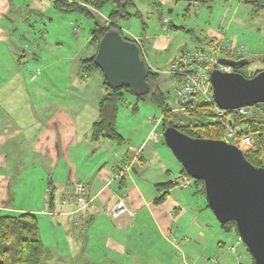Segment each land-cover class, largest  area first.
I'll use <instances>...</instances> for the list:
<instances>
[{
  "label": "rangeland",
  "instance_id": "obj_1",
  "mask_svg": "<svg viewBox=\"0 0 264 264\" xmlns=\"http://www.w3.org/2000/svg\"><path fill=\"white\" fill-rule=\"evenodd\" d=\"M134 1L136 6L133 11H139V13L131 15L127 19H120L117 24L122 28L124 34L129 35L132 39L135 37L140 39L145 60L160 72L159 85L168 95L167 102L169 104L175 106L178 85L169 72L171 62L167 68L166 61L174 53L180 51L181 47L185 49L200 47L214 51L207 39H204V34L217 33L222 38L225 36V39L220 41L221 45L230 46L232 44V50H235V46H241L245 56L251 59L250 63L242 68L244 71L264 69L262 59L264 55V0H211L205 4L198 2L190 4L186 0ZM113 7L112 2L106 3L94 17L81 12H59L53 7L52 0H14L9 16L17 18V21L14 24L9 23L7 40L0 42V78H5L4 81H7L13 74L11 83L8 81L9 87H14L22 82V85L19 84L22 89H14V92H26L29 95L19 100L20 102L14 107V110L18 114L21 113V108H28V112L23 116L27 119L31 118L30 121H34L38 114L40 117H47L46 111L49 105L55 107L58 102L64 104L70 111H74V107L78 108L75 113L83 127L78 130V144L75 152L72 147L71 157L73 161L76 158L78 178L80 175L84 180H89L101 167L110 170L113 162L121 157L119 153L128 149L130 143L139 147L146 131L153 126L159 136V142L154 143L155 141L151 137L147 143L145 142L146 144L143 143L135 151L139 153L143 149L144 160L141 163L139 157L134 155L132 159H135V162L131 164L126 178L130 179L129 175L132 174L135 180L148 181L151 192L157 193L153 187L154 182L173 180L180 176L179 171L182 168L181 162L165 143L161 123L163 113L158 105L139 100L136 95L126 92L124 100L119 104L116 118V129L126 139L121 143L115 140L90 142L91 123L98 119V102L105 92V87L100 71H94L88 76L82 72L81 59L95 53L96 47L91 43V30L97 21L110 22L107 16ZM165 18L168 19L167 24L164 23ZM228 20L231 21L230 29L227 27ZM158 34H163L171 39L169 50L156 51L153 49L152 38ZM215 53L218 58L225 57L221 50H217ZM255 53H259V55L255 56ZM226 57L230 58V56ZM16 59L23 60L21 61L22 65L17 64ZM34 85L40 87L39 95L34 94V88H32ZM179 110L181 111L182 108ZM247 115L264 120V107H247ZM150 118L156 119L157 124L151 122ZM34 132L36 130L32 131V134ZM253 141L255 138L252 139ZM144 145L145 147L142 148ZM130 154L133 155L132 151ZM122 164L113 168V172L121 168ZM34 171L36 172H34V179L32 178L33 182L31 177L26 174L21 189L26 188L24 185L30 186L31 183H34L37 196H34L32 200L29 199L28 205L40 208L44 201H37V199L41 193L42 183H44L45 189L46 179L41 180L39 177L42 171L39 169H34ZM113 181L118 183V181ZM191 184L192 181L188 188L175 187L173 189V194L179 192L183 195L185 203L182 205L183 212L173 216L175 222L173 228L177 231L174 232L173 242L178 248L170 245L161 236V239L153 238L152 241H149L151 234L142 232L139 242L135 243L138 244L137 249L134 250L139 253L155 255L157 248L159 255L162 248H167V252L164 255L161 254L162 256L156 260L160 264H176L182 256V247L190 245V243L196 245L202 230L196 225L194 227L190 223L187 224V222H190L194 215H197L201 221L212 220V216L213 218L216 216L211 208H205L203 203H200L201 207L196 211L192 208V205L195 206L199 203V197L192 198L196 187ZM113 186H115L114 183ZM197 194L201 193L197 192ZM19 197V204H25L28 198L22 195ZM89 198L92 200L90 194ZM200 198L205 204H208L205 195ZM14 200L16 201L15 197L12 204H14ZM64 203L73 205L72 214H83L86 208L74 200L64 199ZM104 208L107 209L106 206ZM189 209L192 212L195 211L194 215ZM44 214L40 211L36 213L42 240L45 246L49 247L54 240L50 229L57 218V213L55 215L47 208ZM84 223L85 219L82 220L79 216L77 223H74L73 220L72 225L78 228L82 227ZM177 227L181 231H178ZM150 232H152V227ZM220 239L221 246L217 250H208L207 256L211 255V257L217 258V262L209 264L252 263V255L244 242L239 241V235L234 228L229 231L222 228ZM98 243V241L95 243L97 248H99ZM231 245L237 246L236 252L230 250ZM203 260L204 256L202 255L196 259L195 264H208Z\"/></svg>",
  "mask_w": 264,
  "mask_h": 264
},
{
  "label": "crops",
  "instance_id": "obj_2",
  "mask_svg": "<svg viewBox=\"0 0 264 264\" xmlns=\"http://www.w3.org/2000/svg\"><path fill=\"white\" fill-rule=\"evenodd\" d=\"M11 7L12 4L9 0H0L1 43L7 40V27L9 23L13 22V18L9 16ZM230 22L228 20V29L231 28ZM204 35V39L207 41L213 38L218 44H221L220 41L225 39V36L222 38L217 33ZM151 45L156 51H166L170 49L171 39L163 34H158L152 38ZM178 52L167 59V68ZM240 55H245V53L242 52ZM152 68L154 69V67ZM12 78L13 74L7 81H4L5 78H0V214L23 211H31L35 214L40 211L44 214L47 208L49 212L57 213V218L50 229L54 240L49 247H46L47 254L42 264H160L157 260L167 252V248L161 249L162 255L157 254V248L156 254L150 255L134 250L138 245L135 243L139 242L143 232L151 234L149 241L161 236L170 245L178 248L173 242L174 232H177L173 228L175 223L173 216L183 212L184 197L179 192L173 194V189L181 187L175 185L170 189L167 198L157 203L156 198L160 195L155 187L157 182L153 184L156 193L151 192L148 181L135 180L132 174L129 175L130 179L115 180L118 183L112 180L113 168H117L118 165L127 161L135 162V159H132L135 151L151 138L153 126L146 131L139 147L130 143L128 149L119 153L121 157L116 160L117 162H113L110 170L101 167L89 180L82 179L80 175L78 178L76 158L73 161L71 157L72 147L75 152L78 144V130L83 127L75 113L78 108L74 107V111H70L64 104L58 102L55 107L49 105L46 111L47 117H40L38 114L34 121H30L31 118L27 119L23 116L28 112V108H21V113L18 114L14 110V107L20 102L19 100L23 97L26 98L29 93L14 92V89H22V82H19L20 86L17 84L14 87H9ZM32 88H34L35 95L40 94V87L34 85ZM35 130L36 132L32 134V131ZM102 140L110 139H101L95 142ZM154 141V143L159 142L158 139H154ZM90 142L94 141L90 139ZM144 147L145 145L142 148ZM131 151L133 155L130 154ZM142 152L143 149L137 156L141 163L144 160ZM34 169L42 171L39 176L41 180L46 179L45 189L44 183H42L41 193L37 199V201H44L40 208L28 205L29 199L32 200L34 196H37L34 183H31L30 186L24 185L26 188L21 189L26 174L31 177L33 182L34 172H36ZM36 177L38 178V175ZM48 178L53 179L56 187L54 206L51 209L49 208ZM77 181L83 182L87 186L88 194L92 196V200L90 198L91 201L85 208V214H72L73 205L64 203V199L68 200L67 195L71 191L72 185ZM21 195L28 199L25 204L20 205L19 196ZM200 196L202 197V194L195 192L192 194V198L199 197V203L195 206L192 205L195 211L201 207L200 203H203L204 207L208 209V204H205ZM14 197L16 201L14 200V204H12ZM119 200L124 202L125 207L132 214L124 211L117 217L112 216V208ZM105 206L107 209L104 208ZM189 210L192 212L191 209ZM194 212H192L193 215ZM79 216L80 219H85L86 224L84 223L85 227L75 228L72 225L73 220L74 223H77ZM188 223L191 226L200 227L202 231L196 245L190 243V245L182 247V256L176 264H195L196 259L202 255L204 263H211L207 260L211 255L207 256V253L208 250H217L221 246V223L213 216L212 220L201 221L197 215L192 216V220ZM151 227L152 232H150ZM177 229L180 230L179 227ZM97 241L99 248L95 244Z\"/></svg>",
  "mask_w": 264,
  "mask_h": 264
},
{
  "label": "water",
  "instance_id": "obj_3",
  "mask_svg": "<svg viewBox=\"0 0 264 264\" xmlns=\"http://www.w3.org/2000/svg\"><path fill=\"white\" fill-rule=\"evenodd\" d=\"M218 61L233 68L211 72L219 108L264 104V69L247 77L236 70L246 64L244 59L221 57ZM94 62L110 87L125 84L141 94L149 91L147 61L140 46L118 29L105 32ZM162 135L186 173L204 182L208 205L218 221H234L254 263L264 264V166H255L236 143L225 139L192 137L174 126L165 127Z\"/></svg>",
  "mask_w": 264,
  "mask_h": 264
},
{
  "label": "trees",
  "instance_id": "obj_4",
  "mask_svg": "<svg viewBox=\"0 0 264 264\" xmlns=\"http://www.w3.org/2000/svg\"><path fill=\"white\" fill-rule=\"evenodd\" d=\"M12 4L14 0H9ZM192 2L209 3L211 0H186ZM112 2L114 7L110 10L106 20L97 21L91 30V43L96 47L93 55L82 58L80 68L87 76L94 71H100L103 76V84L105 92L98 102L99 115L98 119L92 123L90 139L99 141L101 139L115 140L121 143L125 140L122 134L116 129V118L119 104L124 100L125 93L130 92L136 95L137 99L149 101L158 105L163 113L162 126L163 129L167 126H174L180 131L192 137L225 139L230 128L236 129L234 137L250 135L252 139L249 142L236 141L244 152L245 157L255 166H264V120L249 117L247 113L243 114L240 111H227L220 114L212 105L206 103L197 104L194 101L183 103V109L174 110L177 106L167 102L168 95L162 90L159 85L160 72L154 70L148 63L146 81L149 83V91L141 94L133 91L130 87L118 85L110 87L103 75L102 70L95 64L94 57L97 52L98 44L108 30L118 29L124 38L133 40L129 35L123 33L122 28L117 24L120 19H127L131 15L139 13L133 11L136 4L134 0H52L53 7L59 12H81L86 15L96 17L97 11L100 10L106 3ZM189 4V5H190ZM10 15V14H9ZM13 18V17H12ZM17 21L13 18L12 24ZM211 46H216V39L211 38L209 41ZM241 47V46H239ZM223 56L230 58L244 59L247 65L250 63V58L245 55H235L228 53L226 49L221 50ZM244 52V51H243ZM141 55L144 57L143 50ZM259 55V54H258ZM257 56V55H255ZM264 61V55L262 56ZM23 60H17L19 65ZM244 65V66H245ZM240 67L236 69L247 77H252L261 69L244 71ZM81 72V73H82ZM83 77V76H82ZM254 107H264L263 103H258ZM180 175L187 174L185 169L181 168ZM188 175V174H187ZM192 184L196 187V193L205 195L204 182L202 180L193 179ZM48 187L50 194L49 208H53L55 200V184L52 178H48ZM155 187L160 193L156 198V202H162L169 195L170 189L175 187L172 179L164 182L155 183ZM209 207V205H208ZM86 224V223H85ZM84 226L82 227H85ZM221 227L227 231L233 228L237 231L236 223L229 221L221 224ZM239 235V234H238ZM47 254V248L42 240L39 227L38 217L34 212L23 211L18 213H3L0 214V264H42L44 257ZM217 259V258H216ZM211 262L212 257L208 259ZM251 264L254 263V259Z\"/></svg>",
  "mask_w": 264,
  "mask_h": 264
},
{
  "label": "built area",
  "instance_id": "obj_5",
  "mask_svg": "<svg viewBox=\"0 0 264 264\" xmlns=\"http://www.w3.org/2000/svg\"><path fill=\"white\" fill-rule=\"evenodd\" d=\"M165 24L168 23V19L165 18ZM135 41L141 48V43L139 38H134ZM214 51L222 50L223 48L228 51V53H233L235 55H240L244 50L242 47H234L235 50H232V45L223 46L219 43L216 46H212ZM214 51L206 50L200 47H196L194 49H185L182 48L178 54L173 57L170 65L169 72L177 81V89L176 96L177 99L175 101V106H177L174 110L183 109V103L187 101H194L196 104L206 103L212 105L220 114H223L227 111L218 107L213 97V89L211 84V72L214 68H219L222 70H232V67L221 64L218 60L219 58L216 56ZM236 59V58H233ZM235 111H240L241 113H247V107H242L238 109H234ZM151 122L157 124V120L150 118ZM236 129L230 128L227 132L226 140L236 142L240 139L243 142H249L252 139V136L246 134L241 136L240 138L234 137ZM151 137L154 139H158L159 136L156 132H151ZM138 156V153L135 154ZM132 161H127L122 164V167L116 170L113 173L112 180H122L126 178L127 173H129ZM175 185L185 188L191 183V177L187 174L180 175L175 177L172 180ZM68 200H74L77 204L81 206H87L90 201L87 186L82 182H75L72 185V189L67 195ZM128 211L129 214H132L130 210H128L124 202L119 200L117 204L112 208V216L117 217L122 212ZM242 239L239 236V241ZM230 250L233 252L237 251L236 245H231ZM241 254L239 253V256ZM212 261H217L215 257H212ZM237 264H243L238 262Z\"/></svg>",
  "mask_w": 264,
  "mask_h": 264
},
{
  "label": "flooded vegetation",
  "instance_id": "obj_6",
  "mask_svg": "<svg viewBox=\"0 0 264 264\" xmlns=\"http://www.w3.org/2000/svg\"><path fill=\"white\" fill-rule=\"evenodd\" d=\"M233 69V68H232Z\"/></svg>",
  "mask_w": 264,
  "mask_h": 264
}]
</instances>
